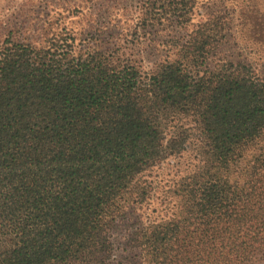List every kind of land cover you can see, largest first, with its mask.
Wrapping results in <instances>:
<instances>
[{
    "label": "trees",
    "instance_id": "16d2710c",
    "mask_svg": "<svg viewBox=\"0 0 264 264\" xmlns=\"http://www.w3.org/2000/svg\"><path fill=\"white\" fill-rule=\"evenodd\" d=\"M204 29L147 75L64 39L0 42V264H105L134 177L163 144L182 150L159 108L195 119L205 157L186 218L138 237L142 262L264 264V79L187 71L211 48Z\"/></svg>",
    "mask_w": 264,
    "mask_h": 264
},
{
    "label": "rangeland",
    "instance_id": "374dc122",
    "mask_svg": "<svg viewBox=\"0 0 264 264\" xmlns=\"http://www.w3.org/2000/svg\"><path fill=\"white\" fill-rule=\"evenodd\" d=\"M176 1L0 0V42L9 33L14 41L64 39L74 51L94 47L147 75L189 56L187 41L206 28L211 48L191 67L183 61L187 71L228 73L238 65L243 74L264 79V0ZM157 111L165 142L183 140L182 150L170 155L163 144L164 158L162 148L159 160L134 177L120 216L106 227L111 250L105 264H151L141 260L144 241L137 244L138 237L186 218L185 192L203 169L195 119L174 109ZM254 150H243L242 159H251Z\"/></svg>",
    "mask_w": 264,
    "mask_h": 264
}]
</instances>
